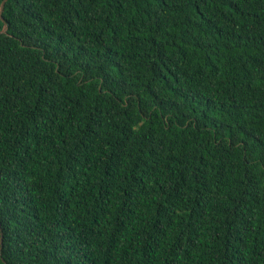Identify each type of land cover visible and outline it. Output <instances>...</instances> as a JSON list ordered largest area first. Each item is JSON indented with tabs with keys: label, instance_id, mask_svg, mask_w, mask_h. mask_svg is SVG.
<instances>
[{
	"label": "trees",
	"instance_id": "16d2710c",
	"mask_svg": "<svg viewBox=\"0 0 264 264\" xmlns=\"http://www.w3.org/2000/svg\"><path fill=\"white\" fill-rule=\"evenodd\" d=\"M3 18L0 264H264V0Z\"/></svg>",
	"mask_w": 264,
	"mask_h": 264
},
{
	"label": "water",
	"instance_id": "95a60500",
	"mask_svg": "<svg viewBox=\"0 0 264 264\" xmlns=\"http://www.w3.org/2000/svg\"><path fill=\"white\" fill-rule=\"evenodd\" d=\"M7 1H8V0H3L2 4H1V7H0V17H1V19H2L4 22H5V20H4V18H3V13H4V11H5V6H6ZM7 30H8V24L5 23V27H4L3 31H2V33L7 32ZM2 239H3V235H2ZM1 249H2V247H1Z\"/></svg>",
	"mask_w": 264,
	"mask_h": 264
}]
</instances>
